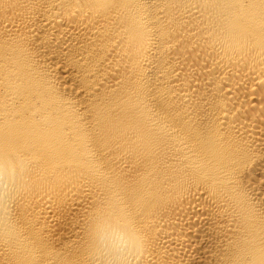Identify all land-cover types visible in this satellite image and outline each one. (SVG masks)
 Instances as JSON below:
<instances>
[{
  "label": "bare ground",
  "instance_id": "1",
  "mask_svg": "<svg viewBox=\"0 0 264 264\" xmlns=\"http://www.w3.org/2000/svg\"><path fill=\"white\" fill-rule=\"evenodd\" d=\"M125 247L264 264V0H0V264Z\"/></svg>",
  "mask_w": 264,
  "mask_h": 264
},
{
  "label": "clouds",
  "instance_id": "2",
  "mask_svg": "<svg viewBox=\"0 0 264 264\" xmlns=\"http://www.w3.org/2000/svg\"><path fill=\"white\" fill-rule=\"evenodd\" d=\"M135 253V249L132 250ZM116 258L121 261V264H127L126 257L129 255L127 247L115 254Z\"/></svg>",
  "mask_w": 264,
  "mask_h": 264
}]
</instances>
